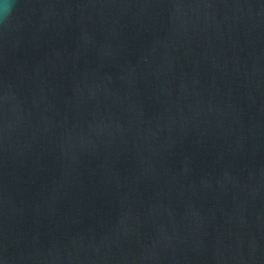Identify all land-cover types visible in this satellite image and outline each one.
Segmentation results:
<instances>
[{"label":"water","instance_id":"1","mask_svg":"<svg viewBox=\"0 0 264 264\" xmlns=\"http://www.w3.org/2000/svg\"><path fill=\"white\" fill-rule=\"evenodd\" d=\"M12 3L0 264H264V0Z\"/></svg>","mask_w":264,"mask_h":264},{"label":"clouds","instance_id":"2","mask_svg":"<svg viewBox=\"0 0 264 264\" xmlns=\"http://www.w3.org/2000/svg\"><path fill=\"white\" fill-rule=\"evenodd\" d=\"M12 0H0V24L6 23L13 10Z\"/></svg>","mask_w":264,"mask_h":264}]
</instances>
